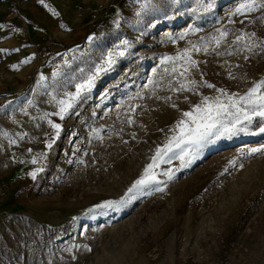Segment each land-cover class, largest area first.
<instances>
[{
  "label": "rangeland",
  "instance_id": "obj_1",
  "mask_svg": "<svg viewBox=\"0 0 264 264\" xmlns=\"http://www.w3.org/2000/svg\"><path fill=\"white\" fill-rule=\"evenodd\" d=\"M21 8L0 0V264H264V123L189 142L185 116L264 94V0Z\"/></svg>",
  "mask_w": 264,
  "mask_h": 264
},
{
  "label": "snow or ice",
  "instance_id": "obj_2",
  "mask_svg": "<svg viewBox=\"0 0 264 264\" xmlns=\"http://www.w3.org/2000/svg\"><path fill=\"white\" fill-rule=\"evenodd\" d=\"M249 10H252L251 6L245 5ZM237 13L242 12V8H238ZM224 33H221V38L224 36ZM242 39V37H237V40ZM219 42V41H217ZM194 63V62H193ZM260 85H257L250 90L249 94L244 97H240L238 100L229 98V102L224 104L219 100L216 101L214 105H208L205 102L203 111L205 115L200 118L197 122L196 118L192 117V113H185V116H188L192 123L195 125L194 128L187 129L189 134V142H195L196 140L202 138L207 134L211 129H214L219 125L223 128V131L226 133L235 134L237 131H243L242 128H237V125L247 122L251 125L255 117H259L261 123H264V94L257 95L259 92ZM246 105V107H241L240 105ZM201 107H197V111H200ZM64 109H61L63 112ZM227 118L229 123H225L224 120ZM204 121H207L206 123ZM184 121H181L183 124ZM54 128H59V125H53ZM183 131V130H182ZM260 132L264 133V127L259 129ZM184 137L182 136L181 139ZM262 149H251V152L261 151ZM159 151V150H158ZM153 165H149L151 169ZM147 171V170H146ZM154 179V177H150ZM145 181H138V184H143Z\"/></svg>",
  "mask_w": 264,
  "mask_h": 264
},
{
  "label": "built area",
  "instance_id": "obj_3",
  "mask_svg": "<svg viewBox=\"0 0 264 264\" xmlns=\"http://www.w3.org/2000/svg\"><path fill=\"white\" fill-rule=\"evenodd\" d=\"M20 0H4V11L7 18H20Z\"/></svg>",
  "mask_w": 264,
  "mask_h": 264
},
{
  "label": "crops",
  "instance_id": "obj_4",
  "mask_svg": "<svg viewBox=\"0 0 264 264\" xmlns=\"http://www.w3.org/2000/svg\"><path fill=\"white\" fill-rule=\"evenodd\" d=\"M23 4V0H21V4H20V6H19V10H20V12H21V5Z\"/></svg>",
  "mask_w": 264,
  "mask_h": 264
}]
</instances>
